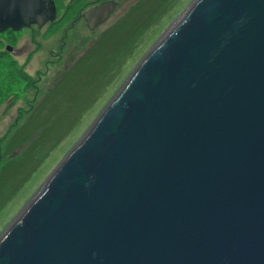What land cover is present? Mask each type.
Masks as SVG:
<instances>
[{
    "label": "water",
    "instance_id": "obj_1",
    "mask_svg": "<svg viewBox=\"0 0 264 264\" xmlns=\"http://www.w3.org/2000/svg\"><path fill=\"white\" fill-rule=\"evenodd\" d=\"M55 18L0 0V33ZM0 264H264V0H195L0 236Z\"/></svg>",
    "mask_w": 264,
    "mask_h": 264
},
{
    "label": "rangeland",
    "instance_id": "obj_2",
    "mask_svg": "<svg viewBox=\"0 0 264 264\" xmlns=\"http://www.w3.org/2000/svg\"><path fill=\"white\" fill-rule=\"evenodd\" d=\"M55 1L62 15L69 0ZM194 1L150 0L129 20L132 30L120 27L103 37L79 22L61 54V33L77 13L41 32L19 30L10 40L2 34L29 78L0 96V236Z\"/></svg>",
    "mask_w": 264,
    "mask_h": 264
},
{
    "label": "flooded vegetation",
    "instance_id": "obj_3",
    "mask_svg": "<svg viewBox=\"0 0 264 264\" xmlns=\"http://www.w3.org/2000/svg\"><path fill=\"white\" fill-rule=\"evenodd\" d=\"M56 5V18L53 21H48L43 27H39L36 23H33L30 27L23 28L28 29L31 28L33 30H36L37 32L44 31V29L48 28L50 25H54L56 23H60V25H64V23L69 19L70 15L76 14L75 18L73 19V23L65 27L63 33H61V47L58 52V54H61L62 50L64 49L66 45V37L69 34L70 30H73L77 23L81 22L85 26V28L90 32H97L102 33L101 37L105 35L106 33H111L112 31L118 29V28H124V29H131L132 27L128 22L129 20L136 18V12L141 7L145 6L146 3H148L150 0H137L135 4L128 7V2L130 0H86L84 4L77 3V0H69L68 4L64 7V11L61 15V10L58 6V3L53 0ZM108 2H112L114 5L113 11L110 13L109 17L100 25H98L94 30H91L89 28V21L85 17V14L103 4H106ZM127 4V5H126ZM124 6H127L124 11L121 8ZM163 10L162 7H160L159 12L161 13ZM119 12V13H118ZM157 15V14H156ZM155 16V15H154ZM66 20V21H65ZM7 32V31H6ZM105 33V34H104ZM33 43V41H31ZM38 44V42H37ZM15 49H12L11 52L14 54ZM16 58L17 55H14ZM60 58V55L58 56ZM51 61H48L50 63ZM53 63V62H52Z\"/></svg>",
    "mask_w": 264,
    "mask_h": 264
},
{
    "label": "trees",
    "instance_id": "obj_4",
    "mask_svg": "<svg viewBox=\"0 0 264 264\" xmlns=\"http://www.w3.org/2000/svg\"><path fill=\"white\" fill-rule=\"evenodd\" d=\"M9 31V34L0 33V96H5L6 91L11 89L15 83L29 78V75L22 69L12 52L7 50L6 40L2 38V34H7L6 38L10 40L9 35L13 31Z\"/></svg>",
    "mask_w": 264,
    "mask_h": 264
},
{
    "label": "bare ground",
    "instance_id": "obj_5",
    "mask_svg": "<svg viewBox=\"0 0 264 264\" xmlns=\"http://www.w3.org/2000/svg\"><path fill=\"white\" fill-rule=\"evenodd\" d=\"M54 2V1H53Z\"/></svg>",
    "mask_w": 264,
    "mask_h": 264
}]
</instances>
